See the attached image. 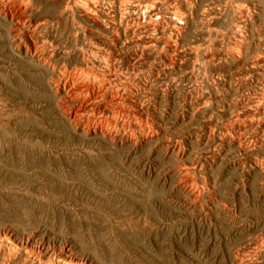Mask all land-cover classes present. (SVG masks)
Segmentation results:
<instances>
[{"label":"rangeland","instance_id":"374dc122","mask_svg":"<svg viewBox=\"0 0 264 264\" xmlns=\"http://www.w3.org/2000/svg\"><path fill=\"white\" fill-rule=\"evenodd\" d=\"M221 2L148 0L147 5L155 4L160 12L150 16L142 10L140 23L129 26L141 30L143 38L159 40L163 33L166 36L168 24L184 16L182 11L189 20L186 35L178 39L177 51L171 54L174 64L165 60L169 55L165 44L160 42L152 49L136 45L121 27L118 46L110 57L111 72L104 77L106 83L126 88L131 98L140 99L141 115L133 112L128 119L115 113V118H126L140 128L157 129L158 140L181 143L186 154L177 157L166 153L155 140L132 150L115 148L111 152L104 148L101 159L107 158L119 167L118 179L112 184L82 181L73 165L81 157L70 154L52 155L56 163L50 175L30 166L21 170L23 173L18 172L19 165L9 168L11 172L1 166L0 228L13 232L12 240L23 236L43 249L68 244L70 250L94 264H230L238 231L227 228L232 223L228 214H236V222L244 225L253 224L254 215L264 216V73L262 67L252 63L251 53L232 59V9L241 1L234 0L233 6ZM201 23H209V30L200 27ZM91 28L95 41L103 46L110 29L102 25ZM166 40L169 41L167 37ZM257 41L254 36L253 42ZM205 47L207 57L203 55ZM11 50L5 41H0V96L11 97V104H16L17 91L24 93L20 101L36 110V120L39 118L38 122L50 133L48 140L65 142L57 136L54 122L58 116L42 117L39 113L45 103L40 100L44 91L29 81H17L16 74L25 71L19 64L20 56ZM101 65L97 64L91 78H102ZM246 109L254 111V115H244ZM238 113H243L240 118ZM12 126L28 131L32 128L18 124L17 119Z\"/></svg>","mask_w":264,"mask_h":264},{"label":"bare ground","instance_id":"6f19581e","mask_svg":"<svg viewBox=\"0 0 264 264\" xmlns=\"http://www.w3.org/2000/svg\"><path fill=\"white\" fill-rule=\"evenodd\" d=\"M147 1L0 0V41H5L12 49L11 51L20 56L19 64H21L22 70L25 71L16 74L17 81H29V84H32L34 88L44 91L45 95L40 100L45 103H42V105L40 103L41 106L40 108L38 107L40 109L39 113L42 117L53 114L58 116L54 122L58 130L57 136L59 137L60 135L59 139L65 141L59 144L52 143L51 139L48 140L50 133L46 132L38 122L39 118L36 120V110L20 101V99L25 97L24 93L17 91L16 96H18L19 100L16 104H11L13 103L11 97L0 96V114L2 115L0 119V125L2 126L0 128V168L5 166L6 171L11 172L9 168L19 165L20 170L18 172L23 173L21 170L23 171L30 166L32 170L35 168L44 174L50 175L51 168H53L51 166L56 163L52 159V155L57 153L61 157L62 154H70V157H81V161L73 165L76 166L77 176L82 181L88 184L95 182H110L112 184L114 179H118L116 170L119 167L112 162H108L107 158L105 159L106 161L101 159L104 148L111 150V152L115 148L132 150L145 143L152 144V141L155 140V144L162 145L166 153H174L177 157H181L185 153L180 147L181 143H170L167 139L165 141L158 140L160 138L157 136L158 131L155 128L153 129L152 126V128H140L138 125L130 124L131 121L130 123L128 122L130 113L133 114L134 112L141 115L140 99L131 98L126 88H118L104 81V77L109 75L113 66V60L110 57L115 53L121 27L123 28V34L131 35L130 41L136 45L142 44L144 47L152 49L160 42L165 44L169 54L165 55V60L169 64H174L171 54H175L177 51L178 39L182 37L183 33L186 35L185 29L189 20L186 17V13L182 11L184 16L181 15L182 17H178L168 24L169 33L166 36L163 33L162 37L159 38L160 41L152 36L143 38L141 30H137L134 27L130 29L129 26L140 23V12L142 10L144 14L150 16L157 15L160 12L159 7H155V4L154 6H148ZM233 1L222 0V2L229 5ZM240 1L241 3L234 10L232 9V16L235 19L232 26L233 30L231 31L232 39L230 38L231 40L229 41L232 45V50H234L232 59L240 58L243 53H251L253 61L251 62L262 67V73H264V0ZM231 6L233 5L231 4ZM177 19L182 21L177 23ZM96 25H102L110 29L109 35L102 42L103 46L99 45L93 36L92 31L94 29L91 27ZM203 26L208 29L209 23H201L200 27ZM154 30L157 29L151 31ZM254 36L258 38L256 43L253 42ZM166 37L169 41L166 40ZM207 53L208 47H205L203 50L204 57H207ZM15 62L17 61L15 60ZM99 63L103 66L100 74L102 78H91L90 76L95 74ZM8 71L11 72L10 70ZM67 76L69 80L66 79ZM22 89L27 93L26 86L22 87ZM141 99H143V96ZM262 112H264V108ZM115 113H122L128 119L119 120L117 116L115 118ZM254 113L251 109H246L244 115L250 116L254 115ZM241 115H237V118H240ZM14 119H17L18 124L21 122L22 126L30 125L32 128L29 131L24 128H13ZM176 171L181 172L179 168ZM189 192L192 194V190ZM228 217L230 222H232L227 227L229 231L231 229L238 231V238L233 243L231 262L229 263L264 264V216L254 215L253 224L246 225H244L245 223L238 224L236 222L237 216L234 213L228 214ZM228 217L227 219H229ZM10 233L13 232H9L6 228H0V264H94L88 257L75 253L72 251L73 249L70 250L71 247L69 248L68 244L66 246H64L65 244L62 245L63 247L60 246L61 248L45 247L43 249L41 248L42 246H36L34 243H32L33 245L30 244V240L28 241L26 237L22 236L24 234L19 237L20 239L12 240ZM1 236L9 238L8 241H4ZM198 264L213 263L202 261Z\"/></svg>","mask_w":264,"mask_h":264}]
</instances>
